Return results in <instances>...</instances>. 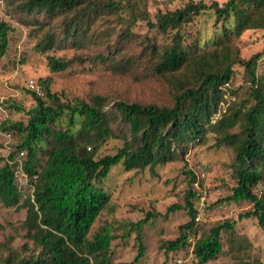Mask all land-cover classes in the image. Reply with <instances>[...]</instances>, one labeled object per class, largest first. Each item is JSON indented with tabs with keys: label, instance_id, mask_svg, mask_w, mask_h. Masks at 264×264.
Returning <instances> with one entry per match:
<instances>
[{
	"label": "trees",
	"instance_id": "obj_1",
	"mask_svg": "<svg viewBox=\"0 0 264 264\" xmlns=\"http://www.w3.org/2000/svg\"><path fill=\"white\" fill-rule=\"evenodd\" d=\"M20 1L12 2L10 7L27 19L32 18L33 24L44 30L35 48L47 54L50 73L64 72L73 63L49 55L53 48L104 45L107 38H102L107 33H96L94 25L108 15L122 24L114 29L122 41L131 37V27L140 20L147 22L149 30L163 34L175 31L171 43L164 48L159 49L147 37L140 43L152 60L150 73L170 86L173 99L170 106L127 101L108 106L99 95L87 102L74 99L62 103L50 89V77L37 83L43 97L29 91L35 106L27 111V123L2 124L3 131L20 133L22 142L0 166V203L25 210L24 238L31 247L24 245L28 254L21 255L4 245L0 264H110V232L102 229L91 239L88 234L100 214L109 208L110 196L101 184L111 168L120 164L128 172L149 169L153 173L157 166L183 161L191 147L205 142L208 133L216 135L217 147L227 146L234 153L231 169L236 186L225 201L248 202L251 209L238 218L253 217L264 231V195L253 192L264 180V73H256L261 54L242 60L228 41L220 40L197 51L186 48L182 26L211 8L202 2H189L158 14L152 23L137 1ZM212 7L217 20L233 18L232 31L224 28L226 38L229 34L238 37L248 30H264V0H226L221 8L216 3ZM11 31L10 25L0 19V55L7 51ZM104 47L102 60H110L121 69L133 66L131 60L120 63L115 59L116 48ZM235 65L242 67L248 77L251 104L241 109L229 108L214 119ZM57 125L59 128L55 129ZM109 139L121 140V147L113 155L96 158L101 145ZM20 152H25L21 167L15 158ZM17 171L30 183L32 191L28 196L16 187ZM194 181L191 175L184 206L167 209L171 212L184 208L189 217L188 222L178 226L177 237L163 244L167 252L188 248L187 232L194 231L195 224ZM145 222L143 219L131 225L138 249L134 260L127 264H142L145 249L141 234ZM233 230L234 223L224 221L201 234L193 247L195 260L189 264H208L215 259L222 250V233ZM236 264L264 263L240 260Z\"/></svg>",
	"mask_w": 264,
	"mask_h": 264
},
{
	"label": "rangeland",
	"instance_id": "obj_2",
	"mask_svg": "<svg viewBox=\"0 0 264 264\" xmlns=\"http://www.w3.org/2000/svg\"><path fill=\"white\" fill-rule=\"evenodd\" d=\"M16 0H0V19L7 22L12 31L8 34V48L0 55V166L9 154L22 142L20 133L3 131L2 124L22 123L28 120L27 111L35 106L27 87L28 81L40 83L50 77V89L62 103L74 99L87 102L94 95L106 99L108 106L115 101L138 102L170 106L173 90L150 73L152 60L143 52L141 41L145 37L159 49L168 46L175 31L166 34L149 30L147 22L140 20L131 27L132 35L128 40H118L116 31L122 27L120 21L112 15L94 25L96 33L106 32L102 40L105 46L117 49L115 59L118 62L131 60L133 66L127 69L114 67L110 60L104 61V45H91L83 49L53 48L49 55L73 60L70 67L59 73H50L46 56L35 46L44 30L33 24L32 18L18 10L11 3ZM21 3L20 0H18ZM138 4L147 13L150 22L154 23L158 14L184 7L194 0H129ZM210 9L203 10L199 16L182 26L183 45L197 51L211 46L216 41H228L242 60H248L261 54L257 61L256 73H264V30H248L240 36L229 34L233 29V18L217 20L214 0H200ZM17 4H15L16 6ZM218 7V6H217ZM221 8V7H218ZM42 19V18H38ZM56 21V20H55ZM57 25L58 22L56 21ZM115 29V30H114ZM103 47V48H102ZM250 84L244 69L233 67L231 83L225 88L224 101L214 119L229 108L241 109L251 104L249 97ZM58 129L59 126H54ZM237 130V128L235 129ZM121 147V140L109 139L99 148L96 158L113 155ZM38 157L40 152L37 153ZM24 159L19 154L15 157ZM41 157V156H40ZM234 153L227 146H216V135L208 133L205 142L194 145L183 161H176L143 171H125L123 166L111 168L107 178L101 184L102 189L110 196L109 208L103 211L94 222L88 238L107 229L111 235L110 264H127L134 260L138 244L136 233L131 225L145 219L142 225V245L145 249L142 264H174L178 257L187 254L188 248L181 251L167 252L163 244L174 240L178 235V226L189 221L184 208L167 212L172 205L184 206V195L189 188L191 175L199 187L205 189L206 206L199 221H194V231L198 238L206 234L218 222L234 223V230L221 235L222 250L208 264H236L238 261L264 263V231L253 217L238 218L251 209L248 202H228L225 199L232 194L236 186L231 164ZM15 184L23 196L30 195L32 188L20 171L15 173ZM255 194L264 195V180L253 190ZM193 206L197 202L192 200ZM147 217V218H146ZM25 210L16 207H5L0 203V251L7 245L21 255L28 252L24 245L30 242L24 238L23 223ZM4 252V251H2ZM5 254V252H4ZM189 264V263H186Z\"/></svg>",
	"mask_w": 264,
	"mask_h": 264
},
{
	"label": "built area",
	"instance_id": "obj_3",
	"mask_svg": "<svg viewBox=\"0 0 264 264\" xmlns=\"http://www.w3.org/2000/svg\"><path fill=\"white\" fill-rule=\"evenodd\" d=\"M214 1L216 2L218 7H222L223 3L226 0H214ZM198 2H200V0H194V3H198ZM27 87L36 96L43 97V92H42L41 88L34 81L29 80ZM19 155L20 156H25V152H20ZM16 161L20 164V167H21L22 160H20V157L17 158ZM22 175L24 176L23 173H22ZM192 190H193V193H194V198L193 199L197 202V206H193V209L195 211L194 221L197 222L200 219V215L202 213L203 208H205V206H206L205 202H206V194H207V192H206L205 189L200 188L198 183L195 182V181L192 183ZM194 236H195L194 233L187 232V239L186 240H187V245H188V252L183 257L176 258L175 261H174V264L192 263L195 260L194 259V254H193V247H194L195 240L197 238H195Z\"/></svg>",
	"mask_w": 264,
	"mask_h": 264
}]
</instances>
